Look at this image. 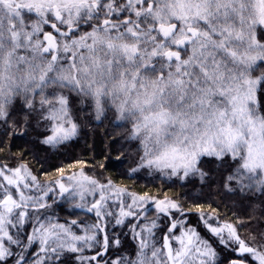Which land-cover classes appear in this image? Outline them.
Instances as JSON below:
<instances>
[{"label": "snow or ice", "instance_id": "6c2138e0", "mask_svg": "<svg viewBox=\"0 0 264 264\" xmlns=\"http://www.w3.org/2000/svg\"><path fill=\"white\" fill-rule=\"evenodd\" d=\"M0 6L17 53L47 58L0 83V264H264V224L254 243L236 219L256 208L216 199L264 194V0Z\"/></svg>", "mask_w": 264, "mask_h": 264}, {"label": "clouds", "instance_id": "9594fccd", "mask_svg": "<svg viewBox=\"0 0 264 264\" xmlns=\"http://www.w3.org/2000/svg\"><path fill=\"white\" fill-rule=\"evenodd\" d=\"M6 12L7 10L3 9L2 6H0V17H6ZM98 35L103 37L105 40L112 39L116 43H122L128 45H134L137 43V41L134 38L123 36L120 33H112L111 36H109L106 33L99 32ZM20 54L25 55L30 60H32L33 64L35 63L43 64L47 59V58H41L38 54L33 53L31 51L17 53V41L10 36V33L7 29H0V83H3L5 85L4 87L5 95H7L9 88L14 89L16 86L20 85L21 82L27 77L28 73L31 71V67L29 64L22 63L18 60L17 57ZM94 54L101 58H104L106 55V49L98 45L97 50ZM84 55L87 56L88 52H85ZM108 56L110 57L111 54L108 53ZM260 71H264V69H260ZM65 92L67 94V90H65ZM13 94L15 96L16 95L21 96V100L23 101L24 90L22 87L19 92H14ZM37 99H39V97H37ZM129 127H131V124H129ZM176 131H177L176 128L169 127L163 139H168V140L172 139ZM101 135H103V132L101 133ZM112 138L114 137L108 136L107 139L105 140V143H107ZM113 153H111V155Z\"/></svg>", "mask_w": 264, "mask_h": 264}, {"label": "trees", "instance_id": "16d2710c", "mask_svg": "<svg viewBox=\"0 0 264 264\" xmlns=\"http://www.w3.org/2000/svg\"><path fill=\"white\" fill-rule=\"evenodd\" d=\"M16 97H18L21 100V96L16 95ZM11 103L12 102L4 104V108H5L6 111H10L11 110ZM260 114L264 115V113H261V112H260ZM115 135L120 136L121 139H122V142H123V140L126 139V137H127V129L117 130ZM88 143L90 145L91 144V140H89ZM82 150H83V144L81 145V149H77V153L78 154L82 153ZM20 151H21V149L12 148V152L13 153L19 154ZM106 155H107V152H106ZM87 156L90 158L92 156V153L88 152ZM112 157H113V159H118L119 158V154L113 153ZM26 159L31 160V157L28 156V157H26ZM97 159L98 160H105L106 156L105 157H98ZM135 162H136L135 150H132V154L129 156V164H134ZM37 167H38V165H37ZM115 171L116 170L114 168H109L108 169V173H113L114 174ZM108 173H105V174L107 175ZM120 179H125V178L121 177ZM129 183H131V182L129 181ZM216 199L218 201H220L222 208H224V205H225L226 201L228 202V206L230 207L231 206V202L233 200H235L238 206L234 209V211L240 212V213H243L245 211V206L246 205L252 204L256 208V210L253 211L250 216L246 217L244 215H241V216H239L236 219H237V222H239V221H245L246 222L249 219L253 220V223L251 225H249V226H247L245 228H241L240 229V233H241V236L243 238H245V239H247L249 241H252L254 243L259 241L260 238L256 234V232L254 231V229L256 227V221L257 220H259L260 223L264 224V216H260V213H259L260 201L264 200V194L260 193L259 191L247 192L246 193V198H244L243 199V203H241V198L239 196L226 197L225 194L221 191V192H217L216 193ZM228 215H229L230 219L233 218L231 212H229Z\"/></svg>", "mask_w": 264, "mask_h": 264}, {"label": "rangeland", "instance_id": "374dc122", "mask_svg": "<svg viewBox=\"0 0 264 264\" xmlns=\"http://www.w3.org/2000/svg\"><path fill=\"white\" fill-rule=\"evenodd\" d=\"M19 2H20V3H24L25 0H19ZM25 11H26V10H25ZM0 19L7 20L6 17H0ZM28 22L31 23V21H28ZM0 29H7V30H8V25H7V23H4L3 26L0 27ZM256 116H257V117L261 116V114H260L259 111L256 112Z\"/></svg>", "mask_w": 264, "mask_h": 264}]
</instances>
